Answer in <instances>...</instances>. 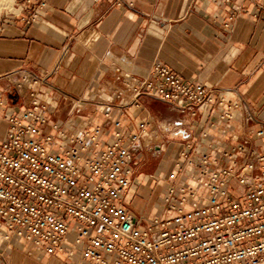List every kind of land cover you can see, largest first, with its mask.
Returning a JSON list of instances; mask_svg holds the SVG:
<instances>
[{
    "label": "crops",
    "instance_id": "crops-1",
    "mask_svg": "<svg viewBox=\"0 0 264 264\" xmlns=\"http://www.w3.org/2000/svg\"><path fill=\"white\" fill-rule=\"evenodd\" d=\"M231 13L236 19L226 29ZM156 64L218 90L214 106L196 116L150 97L141 99L142 107L125 106L119 91L131 99L133 86ZM13 87L18 101L8 96ZM33 92L49 109L41 130L53 137V151L95 128L102 129L104 147L120 131V120L125 138L148 123L144 141L152 144L131 163L127 202L151 220L163 212L169 175L185 163L183 151L196 164L206 153L228 163L264 121V0H124L117 7L109 0H47L32 26L0 19V142L9 117L24 111ZM149 153L162 157L150 172L144 161ZM80 262L81 254L49 255L25 240L0 239V264Z\"/></svg>",
    "mask_w": 264,
    "mask_h": 264
},
{
    "label": "built area",
    "instance_id": "built-area-1",
    "mask_svg": "<svg viewBox=\"0 0 264 264\" xmlns=\"http://www.w3.org/2000/svg\"><path fill=\"white\" fill-rule=\"evenodd\" d=\"M109 1L117 7L124 0ZM46 6L47 0H14L0 19L32 26ZM235 17L227 18L226 29ZM12 92L20 94L17 87ZM131 92V99L123 91L117 98L142 107L141 99L150 97L196 116L214 106L218 90L156 64ZM4 106L0 96V113ZM48 112L33 92L24 111L9 117L0 142L1 240H25L49 255L81 254L80 264H264V121L228 163L206 153L196 164L183 151L185 163L169 175L162 214L147 220L130 209L127 195L131 163L152 144L144 141L148 123L125 138L120 120V131L104 147L102 129L95 128L53 151V137L41 130Z\"/></svg>",
    "mask_w": 264,
    "mask_h": 264
},
{
    "label": "rangeland",
    "instance_id": "rangeland-1",
    "mask_svg": "<svg viewBox=\"0 0 264 264\" xmlns=\"http://www.w3.org/2000/svg\"><path fill=\"white\" fill-rule=\"evenodd\" d=\"M14 0H0V15H3L4 12L10 11L13 9ZM149 148L147 146L145 150ZM162 157H154L152 153L145 155V163L147 171H154L155 168L160 164ZM159 207V205H157ZM37 252V251H36Z\"/></svg>",
    "mask_w": 264,
    "mask_h": 264
},
{
    "label": "water",
    "instance_id": "water-1",
    "mask_svg": "<svg viewBox=\"0 0 264 264\" xmlns=\"http://www.w3.org/2000/svg\"><path fill=\"white\" fill-rule=\"evenodd\" d=\"M9 98L14 100V101H18L20 98V95L18 96L16 92H11L8 94Z\"/></svg>",
    "mask_w": 264,
    "mask_h": 264
}]
</instances>
